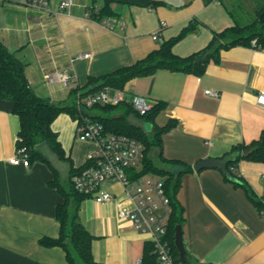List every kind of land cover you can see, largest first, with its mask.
<instances>
[{
  "label": "crops",
  "instance_id": "0c3cea01",
  "mask_svg": "<svg viewBox=\"0 0 264 264\" xmlns=\"http://www.w3.org/2000/svg\"><path fill=\"white\" fill-rule=\"evenodd\" d=\"M62 1H0V42L23 64L33 92L55 104L68 103L71 91L86 86L90 77L144 59L189 26L194 30L175 43L173 52L196 60L215 33L235 24L230 11L238 10L245 21L256 16L257 6V0H73L63 10ZM107 1L116 15L95 21L91 10ZM88 53L90 58H78ZM197 64L201 74L159 69L130 80L124 92L159 107L151 131L168 127L161 137V161L166 170L182 173L175 201L194 262L264 264V211L250 194L264 195V162L243 157L231 165L238 182L216 168L194 169L264 135V107L258 103L264 91V49L236 45ZM66 70L74 78L68 87L46 78ZM209 90L219 96L206 94ZM117 91L107 89L111 96ZM84 92L76 94V102L87 96H81ZM52 130L63 149L61 163L32 159L29 167L11 164L20 119L13 103L0 98V264H67L63 246L41 244L60 237L57 208L65 200L53 183H68L71 169L84 166L96 145L77 138V122L67 113L56 118ZM169 160L183 161L190 170ZM141 169L129 171L130 178L152 175L136 176ZM107 190L114 200L101 204L85 198L77 210L78 223L92 236L93 258L99 264H142L153 245L151 235L124 217L122 209L129 205L125 187L111 182ZM76 264L82 262L77 258Z\"/></svg>",
  "mask_w": 264,
  "mask_h": 264
},
{
  "label": "trees",
  "instance_id": "16d2710c",
  "mask_svg": "<svg viewBox=\"0 0 264 264\" xmlns=\"http://www.w3.org/2000/svg\"><path fill=\"white\" fill-rule=\"evenodd\" d=\"M263 10L264 0H257V6L255 8L256 16L251 20L248 19L245 21L238 15V10L234 9L230 11L232 16H234L235 24L219 33H215L208 48L200 55L208 52V56L215 57L221 49L236 45L264 49V23L259 21V16ZM90 15L95 21L102 22L104 18L113 17L116 13L111 9L110 2L107 1L101 8H93ZM193 30V26L185 28L178 37L163 43L158 50L151 52L147 57L131 66L119 68L112 73L100 77H90L86 86L71 91L72 98L68 103L64 104H55L37 96L29 86L23 64L15 57L14 53L10 52L0 42V98L13 103V110L20 119L19 138L22 141L19 143V146L27 147L30 162L32 159L48 161L43 156L42 150L37 148L42 142H46L60 159L64 158L63 149L58 142L57 134L52 130L53 122L61 113H67L74 120L80 118L82 115H90L92 121L101 124L106 133L126 135L140 142L144 146V159L141 164L142 169L136 173V176L150 173L160 176L165 181L166 191L173 207V213L168 226L167 240L172 254L178 261L179 251L175 246L174 235L176 225L182 223V213L177 206L175 197L182 173L176 174L173 171L166 170L151 156L153 148L157 147L159 148V157L163 159V155L161 154V137L168 127H154L150 133H146L141 129L132 127L128 123L130 114L136 115L144 122L151 123L159 107L154 106L150 112L142 116L135 112L130 105L123 102L118 105H97L92 109H98L99 112L92 114L91 109L89 111L86 109H78L76 94L82 91V89H85V92L81 96L105 91L109 88L124 91L130 80L151 75L159 69L201 74L203 68L201 64L195 63V55L180 57L173 52L175 43ZM120 110L122 111L121 115H112L113 111ZM263 140L264 135L261 139L248 145H241L234 148L231 153L222 158H232L228 164V171L233 176L234 173L230 169L231 165L236 164L243 157L264 162ZM169 161L180 163L186 171L190 170L183 161ZM86 166L87 163L81 168H72L68 183H53L65 200L57 208V217L61 226L60 237L55 240L44 239L41 241V244L44 246H63L67 252V264H76L77 258L82 264H99L94 260L92 255V236L77 221L79 204L87 196L77 192L71 182L72 175L84 169ZM185 170L184 172H186ZM250 194L258 209L264 211V195L261 198H256L252 193ZM159 262L153 245L148 247L142 264H159Z\"/></svg>",
  "mask_w": 264,
  "mask_h": 264
},
{
  "label": "built area",
  "instance_id": "2783aa9c",
  "mask_svg": "<svg viewBox=\"0 0 264 264\" xmlns=\"http://www.w3.org/2000/svg\"><path fill=\"white\" fill-rule=\"evenodd\" d=\"M72 5L73 0H63L60 7L69 10ZM153 37L159 39V33H155ZM91 56L88 53L79 55L78 58L88 59ZM46 78L48 81L58 78L65 87L74 82L73 75L67 70L57 72L53 76L47 75ZM206 94L219 96L217 91L209 90ZM123 102L142 116L155 106L154 101L146 97L120 90L113 96L107 90L92 93L80 97L76 103L79 110L89 111L97 105H118ZM258 103L264 107V91L259 93ZM76 122L77 138L94 142L96 148L87 156V166L72 175L74 189L103 204L114 200L113 194L107 190V185L111 182L122 184L129 200V205L122 209L124 217L130 219L136 229L151 235L154 252L161 264H184L174 257L167 240L173 207L164 179L155 174L135 180L129 176V171L142 164L144 146L129 136L106 133L101 124L92 121L90 115H82ZM21 141V138H18L15 152L9 162L29 167V152L26 146H19Z\"/></svg>",
  "mask_w": 264,
  "mask_h": 264
},
{
  "label": "water",
  "instance_id": "95a60500",
  "mask_svg": "<svg viewBox=\"0 0 264 264\" xmlns=\"http://www.w3.org/2000/svg\"><path fill=\"white\" fill-rule=\"evenodd\" d=\"M259 21L264 23V10L259 16ZM208 52L203 54L202 56L198 57L195 62L196 63H202L204 62L208 57ZM128 123L132 127H135L137 129H141L142 131L146 133H150V131L146 128V123L142 121L140 118L136 117L134 114H130L128 117ZM264 145V140H263ZM38 149L42 150L43 156L49 161L53 163H61L59 157L52 151V149L49 147V145L46 142H42L37 147ZM234 156V155H233ZM232 160L231 157H226L224 159L218 160V159H209L206 161H202L194 166V169L196 171H200L205 168H216L221 170L228 179L232 181L238 180L228 171V164L229 161ZM66 181V180H65ZM175 246L179 251V261L184 264H196L192 258V256L189 254L188 250L186 249V245L183 238V229L182 225L178 224L175 227ZM67 242V241H66Z\"/></svg>",
  "mask_w": 264,
  "mask_h": 264
},
{
  "label": "rangeland",
  "instance_id": "374dc122",
  "mask_svg": "<svg viewBox=\"0 0 264 264\" xmlns=\"http://www.w3.org/2000/svg\"><path fill=\"white\" fill-rule=\"evenodd\" d=\"M249 20H251V19H249ZM91 111H93V112H97L96 109H91ZM146 128H147L148 131H151L152 125H151L150 123H146ZM151 156L154 158V160H155L158 164H160L161 166L167 168V166H165V163H163V162L161 161L160 157H159V148L154 147V148H153V151L151 152ZM73 253H74V250H73ZM74 254H75V253H74Z\"/></svg>",
  "mask_w": 264,
  "mask_h": 264
}]
</instances>
